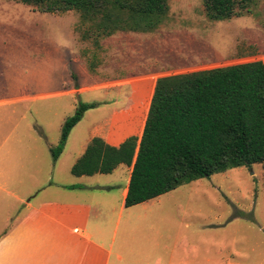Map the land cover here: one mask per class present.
Listing matches in <instances>:
<instances>
[{
  "label": "rangeland",
  "instance_id": "rangeland-1",
  "mask_svg": "<svg viewBox=\"0 0 264 264\" xmlns=\"http://www.w3.org/2000/svg\"><path fill=\"white\" fill-rule=\"evenodd\" d=\"M167 1V20L156 31L149 34L117 32L111 35L113 39L118 38L113 41V47L101 50L96 44L108 37L94 38L93 23L84 21L76 11L41 13L35 6L0 0V100L62 92L68 84L73 87L77 81L82 84L102 81L98 87L106 89L107 93L81 96L76 108L96 104L94 109L108 112L116 103L123 109L133 105L135 90L138 97L144 96L145 104L148 103L154 82L160 77L264 63V0H254L245 16L220 22L207 19L202 0ZM73 31L78 42L86 43L87 52L92 54L89 60L94 62L97 60L94 55L103 54L110 65H104L95 73L87 65L84 76L79 65H53L62 59L71 62V57L79 53L69 37ZM117 63L122 65H113ZM99 96L104 98L101 104L97 103ZM68 112L67 100L58 97L0 106V132L14 126L36 129L49 120L53 125L45 136H52L60 119ZM21 135L26 143L35 145L30 137H38L39 133ZM6 136L8 134L0 133V142ZM13 142L9 141L0 155L12 148ZM65 149L59 164H51L50 180L40 181L43 184L40 188L44 189L34 198L36 201L62 196V183L66 187L70 184L60 179L59 171L72 157L71 140ZM31 184L28 183V188ZM161 201L163 210L156 219L159 226L134 228L132 237L139 252L138 264H169L164 241L167 239L171 246L180 243L186 226L188 258L186 260L184 252L179 251L178 258L183 259L177 264L181 261L182 264H264L262 164L232 168L198 179L163 195ZM23 210L24 207L10 196L0 193V231ZM123 237L122 221L117 243ZM154 237L159 240L157 246L145 242L146 239L153 241Z\"/></svg>",
  "mask_w": 264,
  "mask_h": 264
},
{
  "label": "trees",
  "instance_id": "trees-1",
  "mask_svg": "<svg viewBox=\"0 0 264 264\" xmlns=\"http://www.w3.org/2000/svg\"><path fill=\"white\" fill-rule=\"evenodd\" d=\"M41 13L76 11L92 22L94 38L117 32L149 34L167 20V0H13ZM254 0H202L214 22L240 18ZM96 104H82L68 118L55 161L72 128ZM132 166L125 207L155 199L178 187L232 168L264 166V63L252 62L160 77L140 139L119 147L93 138L71 168L76 177L110 174Z\"/></svg>",
  "mask_w": 264,
  "mask_h": 264
},
{
  "label": "crops",
  "instance_id": "crops-1",
  "mask_svg": "<svg viewBox=\"0 0 264 264\" xmlns=\"http://www.w3.org/2000/svg\"><path fill=\"white\" fill-rule=\"evenodd\" d=\"M112 36L101 40L96 47H100L101 50L113 47V41L118 38L113 39ZM69 37L73 45L79 49V53L71 57V62L62 59L53 65H79L83 76L86 70L88 71L87 65L92 73L102 69L104 65H110L104 60L103 54L100 57L94 55L97 59L94 62L89 60L92 54L87 52L85 42H78V36L74 31L69 33ZM6 45V41H3V46ZM122 46L123 43L120 42V47ZM54 49L58 50L57 47ZM149 75L143 74L145 77ZM101 83L102 81L82 84L77 81L75 84L73 81L75 86L70 87L68 84L66 90L62 92L0 100V106L3 107L34 99L58 97L65 98L69 108L68 114L60 119L52 136H45L46 133H50L49 126L53 125L49 120L46 125L38 126L36 129L18 126L1 129L0 133H6L8 136L2 138L0 150H5L4 146L9 141L14 142L12 148L6 149V152L0 155V193L10 196L23 206L24 210L0 231V264H138L139 252L135 249L136 240L132 237L134 228L145 226L150 229L159 226L156 219L163 210L161 201L163 195L135 206L125 207L132 166L121 164L110 174L97 173L80 177L73 176L71 168L82 157L93 138H99L112 147H119L132 136L140 139L150 101L145 104L147 98L138 97L135 90L133 105L130 104L126 109L117 106L116 103L108 112L102 109L87 110L70 131L57 159L54 161L51 158V150L59 143L65 121L76 111L78 98L93 93L106 94V89L98 87ZM155 83L156 81L154 86ZM103 102L104 98L99 96L97 103ZM32 132L39 133L38 137H30L35 145L26 143L21 135H31ZM70 140L72 157L59 171L60 179L70 184L66 187L65 183H62L63 188H60L63 190L62 196L36 201L34 198L44 189L40 188L43 185L40 181L50 180L53 170L51 164L53 166L59 164ZM41 158L46 160L43 161ZM28 183H32L29 188ZM26 187L28 189L22 192L21 188ZM18 191L21 192L18 194ZM122 221L124 237L117 243L116 237ZM185 229L180 243L171 246L167 239L164 241L163 248L169 255V264H177L183 259L182 256L178 258L179 251L184 252L186 260L188 258L187 226ZM168 240L170 243L171 236ZM145 242L157 246L159 240L154 237L153 241L146 239Z\"/></svg>",
  "mask_w": 264,
  "mask_h": 264
}]
</instances>
